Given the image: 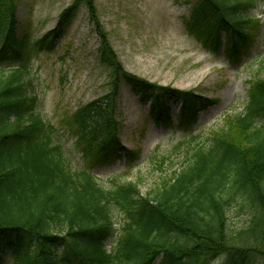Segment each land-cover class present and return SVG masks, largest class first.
Listing matches in <instances>:
<instances>
[{"label": "trees", "instance_id": "obj_1", "mask_svg": "<svg viewBox=\"0 0 264 264\" xmlns=\"http://www.w3.org/2000/svg\"><path fill=\"white\" fill-rule=\"evenodd\" d=\"M18 2L0 0V264H155L159 256L157 264H264V65L260 76L248 80L243 109L225 113L206 141L191 135L170 155L151 158L164 171L166 163L174 167L172 156H183L153 189L142 193L141 178L114 179L105 187L86 166H73L59 130L35 110L26 77L40 45L18 35ZM188 2L187 29L214 53L222 47L228 60L240 62L260 26L248 16L254 0ZM81 6L98 38L99 63L108 70V91L66 117L74 137L70 147L82 159L109 162L120 156L123 83L143 104L149 102L151 118L163 126L170 99L180 102L177 118L184 127L194 123L199 108L215 102L127 71L95 0H73L58 23L70 22ZM136 155L126 154L130 168ZM234 205L249 214L238 229L228 224ZM113 209L124 216L118 230Z\"/></svg>", "mask_w": 264, "mask_h": 264}, {"label": "rangeland", "instance_id": "obj_2", "mask_svg": "<svg viewBox=\"0 0 264 264\" xmlns=\"http://www.w3.org/2000/svg\"><path fill=\"white\" fill-rule=\"evenodd\" d=\"M18 1V35L27 34L38 44L36 47L40 45L31 56L26 77L31 81L28 94L36 97L35 110L59 130V138L72 153L73 166H86L105 187H110L114 179L125 183L141 178L142 193L153 189L162 177L178 168L183 156H172L174 167L166 163L164 171L155 169L151 158L170 155L180 141L191 135H200V140L206 141L210 132L222 125L225 113L243 109L248 80L260 76L264 65V0H254L248 12L251 18L259 19L260 26L240 62L228 60L222 47L214 53L187 29L188 0H95L101 22L127 71L164 87L192 90L198 97L215 102L199 108L194 123L184 127L177 118L180 102L169 98V120L163 126L151 118L149 102L143 104L123 83L117 110L120 156L109 162L82 159L70 147L74 137L66 127V117L108 91V70L98 60L94 26L83 6L70 22L58 23L60 14L73 0ZM43 38L52 40V44H39ZM130 151L137 153L131 168L126 159ZM112 214L118 230L124 216L117 209ZM227 217L228 224L238 229L246 225L249 214L247 208L241 211L239 205H234ZM112 242L107 241L108 249Z\"/></svg>", "mask_w": 264, "mask_h": 264}]
</instances>
